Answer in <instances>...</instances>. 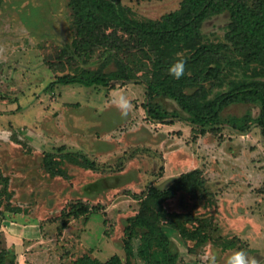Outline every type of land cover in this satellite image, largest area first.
I'll return each instance as SVG.
<instances>
[{
    "label": "rangeland",
    "instance_id": "obj_1",
    "mask_svg": "<svg viewBox=\"0 0 264 264\" xmlns=\"http://www.w3.org/2000/svg\"><path fill=\"white\" fill-rule=\"evenodd\" d=\"M121 2L140 20L159 19L181 5V0ZM229 21V12L206 20L203 41H226ZM70 26L67 0H0V250L13 249L9 263L70 264L84 254L125 260L126 226L146 191L152 185L165 188L194 168L202 171L215 204L180 192L165 206L184 213L188 225L209 219L211 238L197 244L175 230L173 264H211L212 256L216 264H227L241 250L264 256V134L257 123L241 129L233 122L249 112L258 115L259 107L229 106L215 132L193 123L175 99L151 98L145 82L52 87L61 72L46 59L71 42ZM121 93L133 105L126 118L113 103ZM148 102L168 113L162 122L148 117ZM60 147L88 155L96 166L66 162L68 176H54L49 162L61 155ZM81 205L96 211L69 217L61 231L65 214ZM16 214L35 221L30 234L42 235L40 241L17 246L5 237L3 220ZM228 240L235 244L227 246ZM134 261L147 264L140 256Z\"/></svg>",
    "mask_w": 264,
    "mask_h": 264
},
{
    "label": "trees",
    "instance_id": "obj_2",
    "mask_svg": "<svg viewBox=\"0 0 264 264\" xmlns=\"http://www.w3.org/2000/svg\"><path fill=\"white\" fill-rule=\"evenodd\" d=\"M67 6L72 40L46 59L50 68L61 72L52 87L57 83L111 87L145 82L151 98L165 95L175 99L193 123L215 132L221 130L226 108L253 105L259 107L258 115L246 113L242 120L234 119V126L246 129L257 123L264 134V0H181L180 8L159 19L144 20L130 16L121 0H67ZM224 12L230 14L226 41H203L204 22ZM181 58L187 62L185 75L175 79L168 69ZM145 108L148 117L157 122L168 115L150 102ZM60 152L55 161H48L54 176H68L66 162L86 169L96 166L94 159L80 151ZM180 192L215 204L202 171L183 172L169 186L152 185L146 191L138 213L126 226L125 260L118 254L106 261L84 254L70 264H136V256L147 264H173L177 254L170 247V238L175 230L197 244L207 242L211 238L209 219L195 218L188 225L191 220L182 219L184 213L165 206ZM94 211L88 205L73 213L70 210L61 220V231L67 228L69 217ZM10 251L13 249L0 250V264H14L9 263Z\"/></svg>",
    "mask_w": 264,
    "mask_h": 264
},
{
    "label": "clouds",
    "instance_id": "obj_3",
    "mask_svg": "<svg viewBox=\"0 0 264 264\" xmlns=\"http://www.w3.org/2000/svg\"><path fill=\"white\" fill-rule=\"evenodd\" d=\"M178 57H182V54L177 53ZM186 60L181 58L173 63L169 69L168 73L175 79H180L185 75ZM113 103L116 104L117 108L120 110L121 116L126 118L132 111V102L128 96L121 93L113 98ZM211 264H216L215 256L210 258ZM227 264H264V256L261 257H250L247 252L241 250L234 252L227 260Z\"/></svg>",
    "mask_w": 264,
    "mask_h": 264
},
{
    "label": "crops",
    "instance_id": "obj_4",
    "mask_svg": "<svg viewBox=\"0 0 264 264\" xmlns=\"http://www.w3.org/2000/svg\"><path fill=\"white\" fill-rule=\"evenodd\" d=\"M4 224L7 225L8 231L5 237L12 239L13 244H22V242H30V241H40L42 239V235L37 237V235H31L30 232L33 231L36 226L33 224L35 221L29 220V218L24 217L23 214H16L14 217H9V219L3 220ZM28 221V223H27ZM32 223V224H29ZM10 234V235H8ZM19 255V254H18Z\"/></svg>",
    "mask_w": 264,
    "mask_h": 264
}]
</instances>
